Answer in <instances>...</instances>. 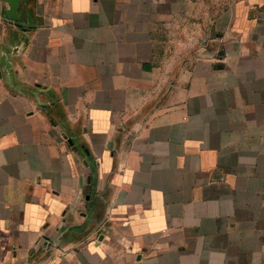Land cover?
Masks as SVG:
<instances>
[{
	"label": "crops",
	"instance_id": "0c3cea01",
	"mask_svg": "<svg viewBox=\"0 0 264 264\" xmlns=\"http://www.w3.org/2000/svg\"><path fill=\"white\" fill-rule=\"evenodd\" d=\"M5 8L0 264H264V0Z\"/></svg>",
	"mask_w": 264,
	"mask_h": 264
},
{
	"label": "water",
	"instance_id": "95a60500",
	"mask_svg": "<svg viewBox=\"0 0 264 264\" xmlns=\"http://www.w3.org/2000/svg\"><path fill=\"white\" fill-rule=\"evenodd\" d=\"M0 1L6 4V8L2 12L3 17L6 20H10L17 23L20 19L18 12V10L20 9V0H0Z\"/></svg>",
	"mask_w": 264,
	"mask_h": 264
}]
</instances>
